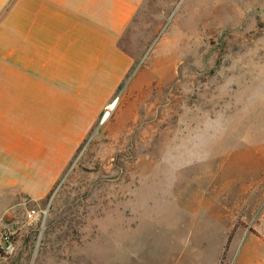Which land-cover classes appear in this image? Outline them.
Segmentation results:
<instances>
[{"label": "rangeland", "instance_id": "obj_1", "mask_svg": "<svg viewBox=\"0 0 264 264\" xmlns=\"http://www.w3.org/2000/svg\"><path fill=\"white\" fill-rule=\"evenodd\" d=\"M120 45L52 187L0 196V264H264V0H143Z\"/></svg>", "mask_w": 264, "mask_h": 264}, {"label": "crops", "instance_id": "obj_2", "mask_svg": "<svg viewBox=\"0 0 264 264\" xmlns=\"http://www.w3.org/2000/svg\"><path fill=\"white\" fill-rule=\"evenodd\" d=\"M143 0H0V196L42 198L136 59Z\"/></svg>", "mask_w": 264, "mask_h": 264}, {"label": "built area", "instance_id": "obj_3", "mask_svg": "<svg viewBox=\"0 0 264 264\" xmlns=\"http://www.w3.org/2000/svg\"><path fill=\"white\" fill-rule=\"evenodd\" d=\"M12 248V232L6 228H0V254H7Z\"/></svg>", "mask_w": 264, "mask_h": 264}, {"label": "bare ground", "instance_id": "obj_4", "mask_svg": "<svg viewBox=\"0 0 264 264\" xmlns=\"http://www.w3.org/2000/svg\"><path fill=\"white\" fill-rule=\"evenodd\" d=\"M115 103H117V102H115V100H113L112 102L109 103V107L113 109ZM108 113H109V112H106V113L104 114L103 118L106 117V116L108 115Z\"/></svg>", "mask_w": 264, "mask_h": 264}, {"label": "trees", "instance_id": "obj_5", "mask_svg": "<svg viewBox=\"0 0 264 264\" xmlns=\"http://www.w3.org/2000/svg\"><path fill=\"white\" fill-rule=\"evenodd\" d=\"M250 231L256 233V231H254V229H252L251 227H250ZM229 239H230V235L228 236L227 243L229 242ZM227 243H226V244H227ZM224 252H225V249H224Z\"/></svg>", "mask_w": 264, "mask_h": 264}]
</instances>
